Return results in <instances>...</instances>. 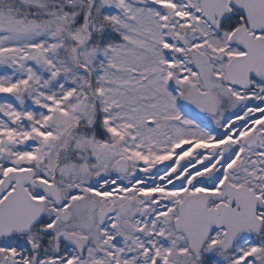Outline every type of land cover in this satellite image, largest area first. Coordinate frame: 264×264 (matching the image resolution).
Listing matches in <instances>:
<instances>
[{
    "label": "snow or ice",
    "instance_id": "obj_1",
    "mask_svg": "<svg viewBox=\"0 0 264 264\" xmlns=\"http://www.w3.org/2000/svg\"><path fill=\"white\" fill-rule=\"evenodd\" d=\"M0 264H264V0H0Z\"/></svg>",
    "mask_w": 264,
    "mask_h": 264
}]
</instances>
